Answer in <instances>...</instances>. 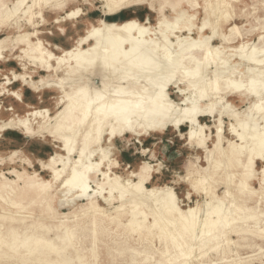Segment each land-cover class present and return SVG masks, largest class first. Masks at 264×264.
Here are the masks:
<instances>
[{"label": "bare ground", "instance_id": "1", "mask_svg": "<svg viewBox=\"0 0 264 264\" xmlns=\"http://www.w3.org/2000/svg\"><path fill=\"white\" fill-rule=\"evenodd\" d=\"M64 1L55 3L51 9L61 8ZM147 1L105 0L110 14ZM27 2L18 0L9 9L6 0H0V25L16 17V24L11 23V26L16 25L21 30L20 19L23 17L18 13L23 12L29 24L35 27L32 18L35 8L42 9L54 0H30L31 5ZM199 2L164 0V6L160 9L162 18L154 28L148 26L149 22L141 23L134 19L122 23L102 19L97 28L92 26L88 36L79 41L76 50L63 51V56L58 58L44 46L41 39H30L31 35L38 34L37 30L31 34L18 35L14 40L10 37L0 39V61L5 60L6 50L10 48L13 51L18 45H23V53L52 72L37 83L25 80L23 75L24 82L36 92H39L42 84L43 87L56 89L63 94L58 102L63 107L54 117L48 109H34L28 111L25 118H12L9 123L2 124L0 131L22 128L20 130L27 136L52 133L65 144L69 155L65 157L57 153L47 163L40 161L43 168L53 174L52 180H42L37 173L30 176L26 172L13 171L18 181H24L22 188L17 186L16 181L8 179L0 183V262L9 259L14 264H94V261L89 262L83 249L73 242L75 229L62 221L52 205L55 195L51 191L55 188V182L67 175L62 179L68 191L63 192L59 198L60 208L75 206L77 201H86L84 208L95 217L97 212L104 215L98 206V197L101 196L107 203L120 200L121 205L115 208V212L127 214V220L117 215L110 222L122 224L125 232L141 231L137 241L143 245L142 249L133 248L127 241L117 248L120 256L132 251L124 264H193L197 260L202 263L209 259L210 253H221L224 256L236 253L239 258L236 264H254L256 261L264 264V252L253 259L240 257V250L245 247L259 246L260 251L264 249V210L251 206L257 203V192L249 183L256 176L257 161L264 160V122L260 123L264 121V21L259 22L258 26L252 25L250 29H245L244 33L235 26L230 29V35L223 34L220 31L222 26L232 18L229 13L232 1L202 0V6ZM185 3L195 9V14L190 15L183 10ZM24 5L28 6L25 11L22 9ZM149 5L153 8L152 3ZM167 7L174 14L172 20L167 19ZM200 9L204 10L205 18L198 28L199 37L195 39L193 34ZM41 13L42 10L36 15L42 16ZM78 14L79 11L72 12L70 17ZM208 29L212 33L210 36L206 35ZM255 36L258 37L257 43L251 42ZM172 38L176 41L173 42ZM218 39L222 42L221 46L214 44ZM89 40L93 43L88 49H82L81 45ZM236 41H240L238 48L234 45ZM233 51L238 60H231ZM213 65L214 69L210 68ZM209 69L212 70L210 74H205ZM58 72L63 74L62 79L57 81V85H51L47 78ZM55 75L53 79L58 76ZM77 80H82V83L78 85ZM71 81L76 83L70 85ZM173 84H184L185 89L181 90V94L185 95L184 104L171 100L168 88ZM13 95L21 98L17 93ZM230 97L242 103L251 101L243 113L246 118H240V113L229 101ZM215 99L224 102L225 108L219 111V124L215 130L217 135L210 149L208 141L211 135L205 132L210 128L202 126L199 117L214 114L209 107L203 109L201 106L205 102L211 105ZM224 117L235 121L230 127L239 143L225 136ZM183 123L190 125L187 133L190 144L203 150L209 161V170L202 173L197 168L196 176H192L193 188L202 190L210 199L207 208L205 206V218L198 213L197 208L183 210L171 187H145L152 177V167L148 163H144L138 172L132 173L139 180L137 183L130 180L126 182L135 189L133 200H126L130 194L124 190H120L118 197L115 196V190L120 188V184H124L125 188L127 186L119 175L107 182V179L110 180L108 170L103 173L105 180H98L99 168L109 153L100 146L105 133L112 142L126 133L141 138L147 134L163 132L168 126L179 129ZM81 142H87V146L78 150L77 146ZM91 145L97 147L89 153L88 146ZM99 152L103 153L100 161H92ZM76 154L78 159L72 160ZM72 163L73 169L67 173ZM115 165L111 163L109 166ZM60 166L62 169L58 168ZM221 167L226 171L221 179L227 181V184H236L237 198L228 206L216 197L213 187L216 183L209 180L212 169L215 172ZM231 168H235V172ZM261 174L260 192L264 195V169ZM236 178L237 182L234 181ZM92 183L99 189L107 187L108 197L99 190L92 191ZM227 194H232L229 188ZM142 197L145 202L142 199L139 201ZM128 201L131 209L125 212ZM142 203L148 210L141 208ZM36 208L38 214L34 213ZM156 210L162 219L157 216ZM213 216L216 220L211 218ZM252 220L256 229L250 231L248 224ZM97 221L95 219L93 224L96 225ZM168 227L171 231L175 230L171 236ZM158 234H161L163 250L160 258L154 260V255H150V252L155 253L150 242ZM234 234L238 235V241L230 239ZM249 234L252 236L249 237ZM259 241L263 245L257 244ZM196 248L204 250L192 256ZM174 249L175 257L166 260L165 256L174 252ZM90 256L97 260L99 252L93 249Z\"/></svg>", "mask_w": 264, "mask_h": 264}, {"label": "rangeland", "instance_id": "2", "mask_svg": "<svg viewBox=\"0 0 264 264\" xmlns=\"http://www.w3.org/2000/svg\"><path fill=\"white\" fill-rule=\"evenodd\" d=\"M62 1L63 0H54V2L50 5L42 7V9L35 8V14L32 16L33 21L35 22V27L29 24L27 19L24 17L23 12L18 13L19 16L23 17L20 19L21 21L19 20L21 30L16 28V25L11 26V23L16 24L17 18L14 17L9 22L0 25V29H2V32H0V39L10 37L11 40H14L16 37H19L18 35L21 36V34L24 33L31 34L37 30L38 34L33 36L31 35L30 39L33 41H37L38 38L41 39L44 46L48 48L54 56L56 55L55 58H58L63 56V51L76 50L78 48L79 41L88 36L92 26L97 28L100 25V20L102 19L108 22L117 23L134 19L141 23L149 22L148 26L151 28L157 27L159 20L162 18L160 9L164 6V0H148L146 3H140L119 13L110 14L106 7L105 0H65L64 5L61 8L51 9L55 3L59 4L62 3ZM231 1L232 8L229 10V13L232 18L228 24L222 26L220 31L223 34L230 35V29L235 26L244 33L245 29H250L252 25L258 26L259 22L263 23L264 0ZM17 2L18 0H6V4L9 9H12L14 4ZM149 3L153 4V8L150 7ZM27 4L31 5L32 3L28 0ZM199 4L201 6L203 5L202 0H200ZM27 7L28 6L24 5L22 8L23 11L27 10ZM40 10L43 12L41 13L42 16H37L36 13ZM183 10L188 12L190 15L195 14V9H193L189 4L185 3L183 5ZM76 11H79V14L77 16L70 17V14ZM166 11V15L168 14L167 19L172 20L174 17L173 12L168 7L166 8ZM41 17H44L45 20ZM110 18H113L115 21H109ZM204 18V10L200 9V14L196 22V30L193 34L195 39H198L199 37L198 28L202 26ZM37 24H39V26ZM206 35H212L210 29L206 31ZM155 37L157 38L158 36ZM172 40L173 42L176 41L174 38H172ZM257 40V36L252 37L251 42L257 43ZM236 42L237 43L234 45L236 46L235 48H238L237 46L240 45V41ZM92 43V40L84 42L81 45V48L84 50L88 49L89 45ZM221 43L220 39L214 41V44L217 46H221ZM23 48V45H18L17 49H14L13 51L9 48L4 52V57H6L5 60L0 61V126L2 124L9 123L11 120L18 117L25 118L27 116V112L34 109H48L50 110V115L54 117L55 114L63 107L62 104L58 105L59 100H61L60 97L62 98L63 94L55 91L56 89H49L47 87H43L41 84V86H39V92H36L29 86V84L24 82V79L22 78L23 75L25 76V80L37 83L40 82L42 78L48 77L52 72L42 68L40 63L35 61L31 56L26 55V53H23ZM235 51L232 52V61L238 60L237 55H235ZM52 63L54 64L55 61H52ZM210 68L214 69V65ZM209 70L210 71L205 74H210L212 70ZM61 72H58V76L53 74V76H57L55 79H53V76L49 77L50 79L47 78L51 85H57V81H59L60 78L62 79L63 74ZM77 81L78 85L82 83V80ZM75 83L71 81L70 85H74ZM173 85L168 88L171 100L175 103L184 104L185 95L181 94V90L185 89L184 84H179L178 86ZM67 87H69V85ZM13 93L19 94L21 98L17 95L14 96ZM214 101L215 103H213ZM214 101L212 102L214 105H212V103L209 105L208 102H205L201 106L203 109H205L206 106L209 107L214 111V114L208 116L201 115L199 117L200 124L210 128L205 130L206 134L211 135L210 141H208V147L210 149L213 148V141H215L217 135V131L215 130L216 125L219 124V111L225 108V104L221 100L215 99ZM229 101L233 103L235 109L238 113H240V118H246V114L243 113L247 111L250 106L249 102L251 101L248 103H242L234 97H230ZM215 104L217 106H215ZM211 106L214 107L211 108ZM229 119V117H224L223 132L228 139L239 143V139L231 131L230 127V125L235 123V121ZM263 122L264 121L262 120L260 121V123ZM20 129L8 128L0 131V183L4 182L5 179H8L9 181H16L17 186L22 188L24 186V181H18L13 171L26 172L30 176H34V173H37L39 178L42 180H52L53 174L44 169L41 162L47 163L50 157L55 156L57 153L66 157L68 155L66 152L68 151L65 148V144L60 140H57L52 133H48L49 135L45 133L39 136H27ZM238 129L240 130L241 127ZM189 130L190 125L188 123H183L179 129L168 126V128L163 132L147 134L141 138H137L130 133H126L120 137H116L112 142L109 141V135L105 133L100 142V146L104 148V151L107 150L109 153L108 158L99 168L97 175L98 180L103 182V173L108 172V170H110V174L108 176L110 180L107 179V182H111L116 175H119L122 180L125 181L127 186L125 188L124 184H120V188L115 190V196L118 197L120 192L124 190L126 191V194H130L127 195L128 198L126 197V200H131L135 194V189L128 186V183L126 182L130 180L137 183L139 180L136 177H133L132 173L138 172L144 163H148L152 167V177L151 180L144 185L145 187L149 189L153 187H171L177 197L179 205L183 210L187 211L189 208H197L198 213L205 218V209L208 205L207 201H210V199L205 196V193L202 192V190H195L193 188L192 176H196L195 173L197 168L202 173L209 170V161L206 159V153L203 150H200L190 144V140L187 135ZM85 143H79L77 149L79 150L81 147H86L87 142ZM88 147V151L90 153V151L93 149L95 150L97 146L91 145ZM99 153L97 156L95 155L92 158V161H100V156L103 155V153ZM75 159H78V154L72 156V160ZM111 163H116V165L109 166ZM73 166L74 165L72 163V165L68 168L67 173L71 172ZM58 168L62 169V166ZM255 169L257 170L256 176L250 180L249 183L251 188L257 192L255 194V199L257 200L255 202L257 203H254L251 206H258V210H260V208L264 210V195L260 192L262 185L261 171L264 169V160H258ZM231 171L235 172V168H231ZM225 172L226 171L222 167L215 172L212 169L209 180H211V183H213V181L216 183L213 186L216 197L223 200L225 205L228 206L230 202L236 200L237 190L235 189V183H231L230 185L229 183L227 184V181L221 179ZM66 176L67 175L64 177ZM64 177L62 178L64 179ZM62 178L55 182V188L51 191V193L55 195V200L52 205L56 209L57 213L60 214L62 221L75 229L76 235L72 240L76 243L77 247L83 249L88 257L87 259L90 260L89 262L94 261V264H112V262L117 264L126 263V257L131 254L132 251H129V253L124 256L118 255L117 251V248L121 246V244L123 246V242L125 241H127V243H129L133 248L142 249L143 245H140L139 241H137L140 238L141 231L131 233L127 230V232H125V227L122 224L121 226L119 223L110 222V219H114L117 215L123 216L124 221L127 220V214L124 215L123 213L120 214L115 212V208L121 205L120 200L107 203L101 196L98 197V206L104 215L97 212L95 217L92 212L84 208V205L87 203L86 201H77L75 206H70L71 209L70 207L60 208L58 205L59 198L63 196V192L68 191V187H64ZM234 181L237 182V178ZM91 186L92 191L99 190L104 196L108 197L109 189L107 187H105L106 189H99L93 183ZM228 188L232 193L231 195H226ZM141 199L144 200V202L146 201L144 197L139 198V201H142ZM126 205L127 208L125 212L131 209L129 201ZM9 207L12 209L11 205ZM141 208L148 210L147 206L143 203L141 204ZM155 212L158 213V215H156L162 219L160 212L158 210ZM34 213H39L38 208L35 209ZM211 218L216 220V217L214 216ZM95 219H98L96 225L93 224L95 223ZM151 219L153 218L151 217ZM259 219H262V217H259ZM164 221V224H166L167 221ZM254 224V220L248 224L251 228L249 229L250 231L256 229ZM166 227L167 226L164 228ZM168 229L170 228L168 227ZM167 231L169 236L175 232V230L171 231V229L170 231ZM142 233H144V231H142ZM160 235L161 234H158L150 242V247H152L154 249L153 252H155L153 254L150 252V255H154V260L160 258L163 250V241L161 240ZM250 236L252 235L249 234V237ZM238 238L239 237L236 234L230 237L233 241H238ZM257 244L260 245L262 243L259 241ZM258 247H245L240 250L241 259H253L263 254L264 249L260 251ZM92 248L99 252V258L97 260H94V258L90 256L93 250ZM183 250L187 251V249ZM203 250L204 249L199 250L196 248L192 256L200 254ZM173 251L174 252L172 253H168V256H165L166 260L175 257L176 251L175 249ZM238 259L239 258L236 256V253H230L226 256L221 253L217 255L215 253H210L209 259L205 262L201 263L197 260L194 261L193 264H236ZM0 264H14V262L7 259V261L4 260V262H0ZM254 264H260V262L256 261Z\"/></svg>", "mask_w": 264, "mask_h": 264}, {"label": "trees", "instance_id": "3", "mask_svg": "<svg viewBox=\"0 0 264 264\" xmlns=\"http://www.w3.org/2000/svg\"><path fill=\"white\" fill-rule=\"evenodd\" d=\"M109 21H115L113 18H110Z\"/></svg>", "mask_w": 264, "mask_h": 264}]
</instances>
